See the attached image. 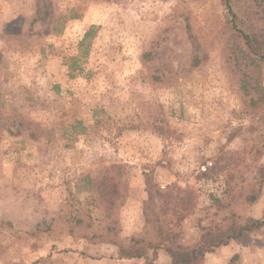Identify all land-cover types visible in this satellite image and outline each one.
<instances>
[{
  "label": "rangeland",
  "instance_id": "1",
  "mask_svg": "<svg viewBox=\"0 0 264 264\" xmlns=\"http://www.w3.org/2000/svg\"><path fill=\"white\" fill-rule=\"evenodd\" d=\"M234 20L224 0H0V264H143L119 245L157 240L148 175L195 194L156 208L183 246L232 211L264 218V60ZM112 164L129 186L116 213L90 182ZM239 246L207 264H264L263 235Z\"/></svg>",
  "mask_w": 264,
  "mask_h": 264
},
{
  "label": "trees",
  "instance_id": "2",
  "mask_svg": "<svg viewBox=\"0 0 264 264\" xmlns=\"http://www.w3.org/2000/svg\"><path fill=\"white\" fill-rule=\"evenodd\" d=\"M225 7L229 10L232 19L241 16V26L233 24L229 26L232 38L243 40L248 54L254 61L264 60V0H245L244 7L236 0H224ZM235 21V20H234ZM96 32V26H91L80 42V50L87 54V48ZM244 49V48H243ZM245 51V50H244ZM82 57H73V64ZM264 96V83L260 84ZM78 125H82L77 121ZM84 127V126H82ZM125 164H112L105 168V173L90 180L92 189L99 196V200L109 211L115 213L124 205L128 193V179L125 178ZM259 193L264 187V170L259 172ZM149 197L145 204L146 223L154 232L156 241L131 237L127 245H119V256L126 259H144L143 264H162L157 262V250L164 247L170 256V262L166 264H207L206 258L209 252L215 249L237 243L247 246L254 241V236H264V218L253 216H241L236 212H230L220 221L206 228L201 234L200 240L193 246H183L176 242L177 234L168 231V218L166 210L156 211L163 203L166 208H182L181 211H190L195 202V194L191 189L178 188L174 193L162 194L156 190L153 178H146ZM257 194L250 196V202L254 203ZM165 216V218H163Z\"/></svg>",
  "mask_w": 264,
  "mask_h": 264
},
{
  "label": "crops",
  "instance_id": "3",
  "mask_svg": "<svg viewBox=\"0 0 264 264\" xmlns=\"http://www.w3.org/2000/svg\"><path fill=\"white\" fill-rule=\"evenodd\" d=\"M256 207V205H255ZM240 246L237 243H230L229 245H225V246H221L219 248L216 249L215 252L211 253V255H217V254H224L225 257H229L232 255V253H237V250ZM236 251V252H235ZM211 258L213 256H210ZM214 263V262H213Z\"/></svg>",
  "mask_w": 264,
  "mask_h": 264
},
{
  "label": "built area",
  "instance_id": "4",
  "mask_svg": "<svg viewBox=\"0 0 264 264\" xmlns=\"http://www.w3.org/2000/svg\"><path fill=\"white\" fill-rule=\"evenodd\" d=\"M162 187H164V186H162ZM212 191V193H215V190H211Z\"/></svg>",
  "mask_w": 264,
  "mask_h": 264
}]
</instances>
